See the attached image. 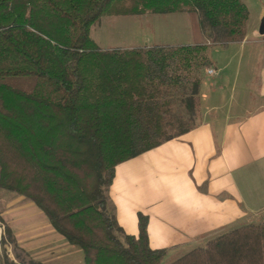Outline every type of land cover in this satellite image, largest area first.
<instances>
[{
	"label": "trees",
	"instance_id": "16d2710c",
	"mask_svg": "<svg viewBox=\"0 0 264 264\" xmlns=\"http://www.w3.org/2000/svg\"><path fill=\"white\" fill-rule=\"evenodd\" d=\"M175 12L193 43L102 49L89 34L104 15ZM247 18L242 0H0V188L30 200L84 264H264V221L162 263L148 217L126 234L107 197L118 163L195 125L206 50L241 41Z\"/></svg>",
	"mask_w": 264,
	"mask_h": 264
},
{
	"label": "crops",
	"instance_id": "0c3cea01",
	"mask_svg": "<svg viewBox=\"0 0 264 264\" xmlns=\"http://www.w3.org/2000/svg\"><path fill=\"white\" fill-rule=\"evenodd\" d=\"M253 4L244 38L212 47L214 72H203L195 125L114 168L107 197L118 225L136 236L138 213L146 215L149 245L165 256L264 221V0ZM14 195L0 197L10 233H3L4 261L19 264L13 246L39 264H84L80 249Z\"/></svg>",
	"mask_w": 264,
	"mask_h": 264
},
{
	"label": "rangeland",
	"instance_id": "374dc122",
	"mask_svg": "<svg viewBox=\"0 0 264 264\" xmlns=\"http://www.w3.org/2000/svg\"><path fill=\"white\" fill-rule=\"evenodd\" d=\"M242 1L246 6L248 4L252 11L251 13H254V9L256 8L253 2H257V0H251V4H249L250 0ZM260 25L261 21L258 22V28ZM193 33L190 17L184 12L165 14L144 13L139 15H104L96 23L91 25L89 32L90 37L102 49L131 48L138 46L145 47L155 44L193 43L195 36ZM213 50L212 47L207 48L206 50V55L209 59ZM173 107L174 109H177L178 104L174 103ZM11 196H15L13 192L0 188V197L2 199H7ZM2 199L0 200V203H2ZM4 222L0 218V226L3 230L1 236L3 237L5 234V237L7 238L10 233L6 230ZM2 243H0V264H6V261H4L5 253L3 251L5 247ZM9 250L15 254V257H18L17 262L19 264H32V262L29 261L30 257L26 254H22V252H19L13 246H10ZM184 251L186 250L178 251L175 254L169 252L163 258L162 263L169 262L173 258L184 253Z\"/></svg>",
	"mask_w": 264,
	"mask_h": 264
},
{
	"label": "built area",
	"instance_id": "2783aa9c",
	"mask_svg": "<svg viewBox=\"0 0 264 264\" xmlns=\"http://www.w3.org/2000/svg\"><path fill=\"white\" fill-rule=\"evenodd\" d=\"M213 72H214V70H213L212 68H207V69H206V73H207V74H212ZM2 231H3V230H2V227L0 226V235H1Z\"/></svg>",
	"mask_w": 264,
	"mask_h": 264
},
{
	"label": "water",
	"instance_id": "95a60500",
	"mask_svg": "<svg viewBox=\"0 0 264 264\" xmlns=\"http://www.w3.org/2000/svg\"><path fill=\"white\" fill-rule=\"evenodd\" d=\"M260 32H261V33H264V29L261 28Z\"/></svg>",
	"mask_w": 264,
	"mask_h": 264
}]
</instances>
